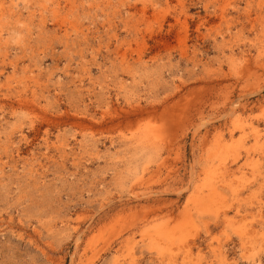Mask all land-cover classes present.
<instances>
[{
  "label": "rangeland",
  "instance_id": "obj_1",
  "mask_svg": "<svg viewBox=\"0 0 264 264\" xmlns=\"http://www.w3.org/2000/svg\"><path fill=\"white\" fill-rule=\"evenodd\" d=\"M0 264H264V0H0Z\"/></svg>",
  "mask_w": 264,
  "mask_h": 264
},
{
  "label": "bare ground",
  "instance_id": "obj_2",
  "mask_svg": "<svg viewBox=\"0 0 264 264\" xmlns=\"http://www.w3.org/2000/svg\"><path fill=\"white\" fill-rule=\"evenodd\" d=\"M131 196H132V195H131ZM133 196H136V194H135V195H133ZM133 196H132V197H133ZM136 197H137V196H136ZM134 198H135V197H134Z\"/></svg>",
  "mask_w": 264,
  "mask_h": 264
}]
</instances>
